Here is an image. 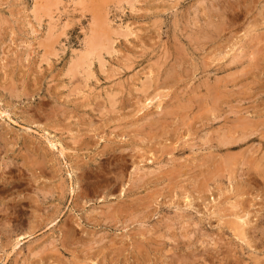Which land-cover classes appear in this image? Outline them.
<instances>
[{
    "label": "rangeland",
    "instance_id": "1",
    "mask_svg": "<svg viewBox=\"0 0 264 264\" xmlns=\"http://www.w3.org/2000/svg\"><path fill=\"white\" fill-rule=\"evenodd\" d=\"M0 264H264V0H0Z\"/></svg>",
    "mask_w": 264,
    "mask_h": 264
},
{
    "label": "bare ground",
    "instance_id": "2",
    "mask_svg": "<svg viewBox=\"0 0 264 264\" xmlns=\"http://www.w3.org/2000/svg\"><path fill=\"white\" fill-rule=\"evenodd\" d=\"M96 34H97V33H96ZM93 38H94V37H93ZM93 38L91 37L92 40L89 38L90 41H91V43L88 41L89 43L87 44V45L90 44V48H89V49H91V50H92L94 44L98 45V43H94V44H92L93 41H94ZM95 41H97V40H95ZM95 41H94V42H95ZM100 41H101V40H100ZM91 44H92V46H91ZM104 44H105V43H104ZM109 44H110V43H109ZM96 45H95V46H96ZM95 46H94V47H95ZM102 46H103V43H102ZM104 46H105V45H104ZM91 47H92V48H91ZM106 49H108V48L106 47ZM94 51H95V50H94ZM85 55H88V52H87V54H85ZM85 55H84V56H85ZM85 58H86V57H85ZM79 60H81V58H80ZM79 60H78V61H79ZM82 60H83V59H82ZM78 64H79V63H78ZM152 100H153V99H152ZM149 102H150V101H149ZM233 140H234V139H233ZM262 175H263V174H262ZM262 179H263V178H262ZM242 221H243V220H242ZM241 223H242V222H241Z\"/></svg>",
    "mask_w": 264,
    "mask_h": 264
}]
</instances>
